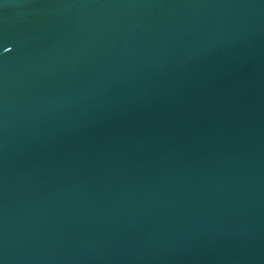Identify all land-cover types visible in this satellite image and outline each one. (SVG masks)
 I'll return each instance as SVG.
<instances>
[{
	"label": "water",
	"instance_id": "water-1",
	"mask_svg": "<svg viewBox=\"0 0 264 264\" xmlns=\"http://www.w3.org/2000/svg\"><path fill=\"white\" fill-rule=\"evenodd\" d=\"M0 264H264V0H0Z\"/></svg>",
	"mask_w": 264,
	"mask_h": 264
},
{
	"label": "snow or ice",
	"instance_id": "snow-or-ice-1",
	"mask_svg": "<svg viewBox=\"0 0 264 264\" xmlns=\"http://www.w3.org/2000/svg\"><path fill=\"white\" fill-rule=\"evenodd\" d=\"M8 45V38L4 34H0V48H2L4 53L11 52L13 49Z\"/></svg>",
	"mask_w": 264,
	"mask_h": 264
}]
</instances>
